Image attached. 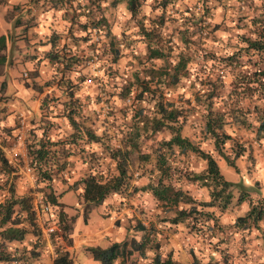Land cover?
Segmentation results:
<instances>
[{
	"label": "rangeland",
	"instance_id": "obj_1",
	"mask_svg": "<svg viewBox=\"0 0 264 264\" xmlns=\"http://www.w3.org/2000/svg\"><path fill=\"white\" fill-rule=\"evenodd\" d=\"M16 1L0 0V34L5 35V45L0 49V55H3V62H0V82L4 81L7 86L4 91L7 99L5 102L15 104L14 107L18 110V114L23 112L29 139L30 134L34 135V133L35 137L40 133L42 136L43 134L44 136L48 135L53 140L58 136L66 137L65 135L77 131H74L73 125L68 122L59 102L60 98H65L63 92L53 83L45 84L48 79L50 81L54 70L48 59L40 55L44 51L42 48H49L50 33L54 27L61 37L68 35L64 31L67 28L72 33L83 35L80 31V24L69 23L70 15L80 11L86 16H91L88 15L90 11H86L85 8L81 10L82 6L79 4L76 10L72 9L77 4L71 0H67L65 4L60 1L55 2L56 0H43L40 5L35 6V13L30 14L28 12L30 0ZM159 1L140 0V5L133 17L129 16L123 0L116 2L93 0V4H97L96 10L99 11L96 14L103 29L107 25L110 32L114 33L116 37L122 36L123 31L137 38L140 23L147 22L148 17L162 13L164 22L159 27V35L162 42L166 43L170 37L175 40L174 43H178L176 30L182 26L180 19L189 14L184 11L186 4L192 5L199 12L203 5L211 6L212 15L209 18H204V22L207 21L208 25L201 29L194 28V33L188 36L191 38V43L186 50L189 54V61L186 63L187 70L180 69L177 73L179 75L177 82H171L169 67L176 61L174 53L178 48H173L171 54L166 58L154 59V64L159 65L166 72L165 74H156L151 80L152 87L156 88L155 94L143 92L141 93L142 99L137 101L133 97L134 91L123 94L120 87L121 85H130L135 91H139L141 87L136 80V74L141 80L144 77L147 78L144 76L143 67L148 66L149 62L145 60L143 43L134 39L130 49L129 46L124 47L125 42L122 40V43L119 44V47L122 48L121 55L115 62L110 63L111 56L109 58V54L103 55L102 53L107 47L104 44L107 40L103 30L102 33L97 29L91 30L88 41L81 40L76 48V53L82 55L83 58L86 51L91 49L93 54L91 59H81L80 68L76 73L85 79L88 76L93 77L95 81L91 84L85 82L86 80L79 83L75 94L80 97L82 112L86 111L88 114L83 113L86 115L84 116L86 120L80 121L77 116L75 121L79 126L90 125L86 126L89 132L97 134V136L89 138L85 132L86 127L80 126L82 136L73 142L64 143L63 147L67 152L66 154L59 152V154H64L70 159L69 169L55 173L50 182V188L44 184H36L35 180L30 183L20 169L12 165L15 169L12 173L14 191L17 195H21L27 190H30L32 194L42 195L44 191L51 190L56 199L61 201V208L64 210L66 218L69 219L70 216H73L72 226L68 233V237L73 242L83 239L87 232L101 229L111 234V238L103 242V246H105L110 241H116L118 238L133 233L131 229L121 228L118 230V234H114L111 231L116 229L117 225L113 222L131 225L139 220L144 226H151L154 229L155 239L159 240L160 245L164 244V248L170 244L171 240L175 242L174 244L178 243L181 247L179 249L183 252L177 253V255L182 260L190 257L187 249L191 247L202 264L220 263L222 257H226L231 264H261L264 261V220L259 223V229L251 227L248 231L246 228L235 229L232 222L236 215L245 213L248 200H255L263 195L264 139L257 137L255 133L257 121L253 113L247 115L245 113L241 118L234 117V120L229 115L231 116L235 110H228L226 107L229 115L225 116L226 122L223 124V128L230 138L220 146L224 153H230L233 156L232 160L235 166L232 167L225 163L214 149L212 137L204 132V106L209 99L205 95H207L208 89L211 90V87L210 84L199 80L202 77L215 79L217 83L215 93H217V97L220 95L222 98H217L218 101L213 102L212 107H223V101L227 102L226 85L232 68L224 67L227 71L224 77L217 76L215 69L223 64L220 57L232 52L242 44L238 41L237 33L245 31L247 35L249 34V28L244 25L242 14L251 13V6L259 0H175L173 4H167L164 9L159 7V3L157 4ZM49 8H51L50 18H54L55 25L53 27L51 23L52 27L45 30L44 26L39 24L41 22L39 16ZM84 17L81 15L80 21H83ZM15 19L17 20L15 21ZM94 19L96 18L94 17ZM38 33L42 34L38 35ZM38 41L45 42L39 44ZM89 42L91 46L88 45ZM14 54L17 56L16 59L13 58ZM209 61H213L211 66ZM109 64L112 65L110 72L114 74L106 77L104 66ZM208 66H210L209 70ZM193 69H196V75ZM24 71L26 76L23 75ZM71 75H75V72L72 71ZM109 91L112 92L109 93ZM160 101L166 105L171 103L172 106L181 110L176 122V125H179V134L186 136L199 148L212 154L226 179L244 185L242 187L244 191L242 203L236 202L237 195L241 193L239 188L232 186L230 188L231 199L223 210L215 205L203 208L197 206V200L207 198V188L199 185L196 180H188L186 173L201 172L205 162L189 150L182 152L178 147L173 146L171 150L173 153L170 154L164 149L162 141L168 139L173 131L167 126L152 130L148 125L150 116L153 114L157 116L156 105ZM243 102H246V98ZM95 123L98 126L94 128ZM144 125L146 127L148 125L147 134L144 132L146 128ZM136 131L138 132L137 136L135 135ZM13 139L14 136L9 139V142ZM29 139L26 142V147L29 144ZM131 139L138 144L137 148L129 147ZM235 151H240V154L234 156ZM121 153L125 155L123 164L129 176L127 188L121 192L109 193L99 204H87L90 205L89 209L83 214L86 201L78 194L82 188L81 178L89 172L100 174L102 180L117 174V160L122 158ZM159 155L164 156L166 164L169 165L170 181L173 186L191 195L194 198V205L203 209L204 217L202 215L197 217L192 226L184 223L172 225L168 220L176 208L186 206L187 203L179 202L177 205L169 206L163 201L156 202L154 200L153 202L152 198L146 197L149 192L140 188L146 182H154L159 175ZM138 199L146 205L141 212L134 209L133 203ZM123 206L124 211H120ZM113 210L115 214L112 213ZM119 212H122V215L119 216ZM46 216L48 217V215L43 217ZM84 216L85 221L83 220ZM35 222L41 232L36 220ZM48 222L55 223L50 220ZM58 232L48 235L40 233L44 242L40 247L39 258L45 264H52L53 234H57L60 244L64 247V240L62 235H58ZM91 235H95V233ZM30 238V234H27L22 241H11L8 243V248L11 251L17 249L16 252L24 246L28 248ZM85 239L88 240L83 241L84 244H92L91 238ZM80 243L82 244V241ZM179 249L176 247V251ZM146 251L145 256L140 258L136 253H132L125 259V264H150L149 260L153 251L150 250L147 253ZM69 252L73 258V250H69ZM160 252L164 254V249L160 248ZM79 257L80 262L76 261L77 264H101L88 254ZM118 261V259L115 260L114 264H119Z\"/></svg>",
	"mask_w": 264,
	"mask_h": 264
},
{
	"label": "trees",
	"instance_id": "obj_2",
	"mask_svg": "<svg viewBox=\"0 0 264 264\" xmlns=\"http://www.w3.org/2000/svg\"><path fill=\"white\" fill-rule=\"evenodd\" d=\"M59 1L65 4L67 0H56L55 2ZM112 1L116 2L120 0ZM174 1L175 0H160L157 4L159 3V7L164 9L167 4H173ZM33 2L40 5L43 0H33ZM71 2H75V4H77L72 8L74 10L78 8L79 4L82 6L81 10H84L85 8L86 11H90L88 15L91 16H86L84 13H80V11L70 15L71 21L69 23L80 24V31L83 35L72 33L67 28L64 31L68 35H65L61 39L60 34L55 30H52L50 33V46L46 50L42 51V55L40 56L47 58L49 63L53 65L54 70L50 81L48 79L45 81V84H49V82L53 83L61 92H63L65 98H60L59 102L64 109L65 117L68 122L73 125L74 131L77 132L69 133L65 135L66 137L56 135L58 137L54 140L49 138L48 135L44 136V134L42 136L39 133L37 137H35V133L34 135L30 134V141L26 149V156L32 168L35 183L44 184L46 187H49L55 173L69 169L71 161L66 155H64L67 152L65 147H63L64 143L73 142L82 136L79 129L80 126H90L85 124L79 126L77 121H75L77 116L81 121L82 119H85L84 116H86L83 115V113L88 114L86 111L82 112L80 97L75 94L76 90L79 88V83L81 81H85V78L82 75H77L76 72L80 68L79 64L81 63V59H91L90 57L93 54V50L91 49L88 52L86 51V54L83 53V58L81 57L82 55H78V53H76V48L81 40L88 41L91 30L97 29L98 31H101V33L103 30V34L107 40L104 44H106L107 47L102 53L103 55L109 54V58L111 56V59L109 60L110 63L115 62L117 57L121 55L122 48L119 47V44L122 43V40L125 42L124 47L129 46L130 49L132 48L131 42L134 39L135 41L140 40V42L143 43L145 48V60L149 62L148 66L143 67L144 76H147V78L144 77L141 80L136 74V80L141 87L139 91H135L130 85H121L120 87L123 94H128L134 91L135 93L133 94V97L138 101L142 99L141 93L143 92L147 91L152 95L155 94L156 88L152 87L151 80L156 74H165L166 70L160 68L159 65L156 66L153 60L166 58L169 54H171L173 48L178 49L174 53L176 61L169 67V69H171L169 74L172 78L171 82H177L179 78L177 73L180 69L187 70L188 68L186 63L189 61V54L186 50L189 48V44L191 43V38L188 36L194 33V28L201 29V27L208 25L207 21L204 22V18H209L212 15L211 6L207 4L203 5L200 12L196 11L192 5L189 6L186 4L184 6V11H187L189 14L187 16L184 15V17L180 19L182 26H179L176 30V40L178 43H174L175 40H172L171 37L166 43L165 41L162 42L159 35V27L164 22L162 13L148 17L147 22H141L137 38H134L130 36L129 33H124L123 31L121 33L122 36L116 37L114 33L110 32L107 25H105V29H103L101 21L99 22L100 19L97 17V11H99L96 10L97 4H93V0H84L83 2L81 0H71ZM123 2L125 3L129 16H135L140 5V0H123ZM251 11V13L242 14L244 25H247L249 28V34L247 35L245 31L237 33L238 41L242 44L232 52L220 57V61L223 62V64L216 68H220L222 70L220 75L217 74L215 69L217 76L224 77L227 72L224 67L227 66L232 68L229 72L230 78L226 85L227 102L223 101V107H212V103L218 101L217 98H222L220 95L217 97V93H215V87L217 84L215 79H207L206 77L199 79L202 82L204 81L206 84H210L211 87V90L208 89L207 95H205V97L207 96L209 99H207L204 106V132L212 137L214 149H216L218 154H220V156L224 159L225 163L232 167L235 166L232 160L233 156L230 155V153H224L220 146L226 139L230 138V135L226 133L223 128V124L226 122L225 116L229 115V112L225 109L226 107L228 110H235L232 112L231 116L229 115V117L234 120V117L241 118V116H244L245 113L246 115L253 113V116L257 121L255 133L257 137H262L264 139V0H259L256 3L254 2L251 6ZM81 15L85 16L83 21H80L79 19ZM94 17L96 19H94ZM16 20L17 19H15V21ZM4 41L5 35L0 34V49L4 47ZM90 44L91 43L89 42L88 45ZM0 62H3V55H0ZM211 62L213 63V61H209L210 66L212 65ZM210 66L207 67L208 70ZM111 69L112 65L110 64L104 66V75L106 77L114 74L113 72H110ZM193 70L196 75V69ZM72 71L75 72V75H71ZM201 75H203V73H201ZM91 79L92 80L90 82H85L88 84L94 83V78L91 77ZM141 83L143 84L142 86ZM5 87H7L5 86V82L1 81L0 264H45L39 258L40 247L43 245L44 241L35 222L34 211L32 208L33 195L30 190L25 191L21 195H17L15 193L13 183L14 176H12L15 169L8 161L4 152V146H7L9 144V139L15 135L18 124V110H16L15 107H12L11 109L8 108L10 107V103H7V101L5 102ZM110 92L112 91H109V93ZM120 96L122 97V95ZM245 98L246 102H243ZM42 100L44 99L42 98ZM156 112L157 116L153 114L149 118V127L154 130L162 126H167L173 131L172 135L168 139L162 141L164 149L170 154L173 153V151H171L173 146L178 147L179 151L182 152L189 150L190 152L197 154L205 162L204 169H202L201 172L186 173V178L188 180H196L199 185H203L207 188V198L197 200V206H201L203 208L204 206L215 205L217 208L223 210L231 199L232 195L230 188L232 186H237L239 188L241 193L237 195L236 202L242 203L244 200V191L242 187L244 185H242V183L226 179L220 171V165L217 163L212 154L199 148L197 144L190 141L186 136L179 134V125H176V122L181 110L172 106L171 103L166 105L160 101L156 105ZM97 126L98 124L95 123L94 128ZM147 127L144 131L145 134L148 133ZM85 130L89 138L97 136V134L90 133L87 127ZM135 135H138L137 131L135 132ZM131 141L132 142L129 144V147L137 148L138 144L132 139ZM158 147L160 148V145H158ZM59 152H64V154L60 155ZM239 154L240 151H235L234 156H238ZM120 156L122 158L117 160V174L111 175L105 180H102L100 174L89 172L86 176L81 178L82 188L78 194L84 199V201H86L83 214L89 209L90 205L87 204H99L109 193L121 192L127 188L129 184V176L127 175L126 167L123 164L125 163V155L121 153ZM158 170L160 173L154 182H146L140 187L143 191L146 190L149 192L146 194V197L152 198L153 202L154 200L156 202L163 201L169 206L177 205L179 202L187 203L186 206H180L174 210V214L168 217L169 222L172 223V225L184 223L185 225L190 224L192 226V224H194L197 220V217L201 215L204 217L202 211L203 209H199L196 205H194V198L182 189L173 186L170 181L171 170L169 165L166 164L165 157L162 155H159L158 158ZM40 197L49 206L48 218L46 220L54 221L56 224L61 225L59 226L60 232H58V235H62L65 244H70L71 239L68 237V233L72 226L71 223L73 221V216H70L69 219L66 218L65 212L61 208V201L56 199V196L51 190L44 191ZM133 204L134 209H137L139 212H141L142 208H145L146 206L140 199L135 200ZM83 220L85 221V216L83 217ZM262 220H264V192L261 197H258L255 200L247 201L245 213L236 215L232 222V226H234L235 229L246 228L247 231L250 230L251 227L259 229V223ZM132 225L135 230L142 232V235L139 238L133 236L124 237L122 240L113 241L105 247H101L99 245H89L84 247V251L91 258L98 260L101 264H114L117 259L119 260V264H125V259L132 253H136L138 256L143 257L145 256V251L149 249L153 251L151 259L149 260L150 264H183L178 259L173 257L170 251L164 254L160 252V242L155 239L154 229L151 226L146 228L139 220L135 221ZM206 228L209 229L207 226ZM27 234H30L31 236L28 240L30 242V246L28 248L24 246L18 252H16L17 249L11 251L8 248L9 242L22 241ZM56 235L57 234H53L52 238L54 240V253L51 259L52 264H74L69 250L60 244ZM187 251L190 255L189 258L191 259V264H202L196 257L191 247H189ZM213 264L231 263L228 259H226V257H222L220 263L213 262ZM261 264H264V261H262Z\"/></svg>",
	"mask_w": 264,
	"mask_h": 264
},
{
	"label": "built area",
	"instance_id": "obj_3",
	"mask_svg": "<svg viewBox=\"0 0 264 264\" xmlns=\"http://www.w3.org/2000/svg\"><path fill=\"white\" fill-rule=\"evenodd\" d=\"M89 62H91V60H89ZM216 72L220 75L222 70L218 68L216 69ZM23 75L26 76L25 71L23 72ZM85 80L90 82L92 79L90 76H88ZM28 135L29 133L26 126L25 116L23 112H20L18 114V125L14 139L10 141L7 146H4V152L10 164L19 168L21 173L25 175L26 179L31 183L34 182V176L26 156V142H28L29 139ZM32 195V208L34 211V217L41 232L45 235H48L60 231L58 224L48 222L46 220L48 218L47 216L43 217L44 215H48V204L41 199L40 195H37L36 193H33Z\"/></svg>",
	"mask_w": 264,
	"mask_h": 264
},
{
	"label": "crops",
	"instance_id": "obj_4",
	"mask_svg": "<svg viewBox=\"0 0 264 264\" xmlns=\"http://www.w3.org/2000/svg\"><path fill=\"white\" fill-rule=\"evenodd\" d=\"M9 2H10V0H8ZM14 2H17L16 0H14ZM40 2V1H39ZM29 5L28 6H30V9L28 10V12H30V14H33V13H35V11H36V9H35V6L37 5V4H35V2H33V0H30V3H28ZM34 6V7H33ZM49 7V5L47 6V8ZM50 9L51 8H49V9H47V10H45L44 12V14H42L41 16H39V19H40V21L41 22H39V24H42L43 26H44V29L46 30H48L50 27H52V25H53V27H54V25H55V20H54V18L52 17V18H50V16H51V11H50ZM38 23V22H37ZM51 23H52V25H51ZM34 26V25H33ZM32 27V26H31ZM53 30H55V31H57V29L54 27V29ZM37 31V30H36ZM42 33H38V35H41ZM61 39H62V37H61ZM37 40H38V37H37ZM45 41H38V43L39 44H41V43H44ZM40 47H42L41 45H40ZM38 48V47H37ZM43 50H46L47 49V47L46 48H42ZM16 57L17 56H15V54L13 55V58H15L16 59ZM39 57V56H38ZM10 105V107H8V108H12V107H14V105L15 104H9ZM10 119V118H9ZM124 206L120 209V211H124ZM112 213L113 214H115V211L113 210L112 211ZM120 215H122V212H119V216ZM126 218V217H125ZM121 219H123V217L121 216ZM113 220H114V218H113ZM114 224H116L117 225V228L116 229H113L111 232H114V234H118V230H121V228H126V229H131L132 231H133V233L132 234H129V235H127V236H123L122 238H118V240H116V241H120V240H122L124 237L126 238V237H130V236H133V237H136V238H139L141 235H142V232H140V231H138V230H135L134 228H133V225L131 224V225H125V224H123V223H121V224H117L116 222H113ZM145 227L146 228H149L150 226H146L145 225ZM148 230V229H147ZM93 233H95V235H91V234H93ZM138 233V234H137ZM148 233V232H147ZM91 235V236H90ZM85 238H91L90 240H92L93 242H92V244H84L83 243V241H86V240H88V239H85ZM111 238V234L110 233H108V232H105V231H103V230H95V231H93V232H87V233H85V237L83 238V239H78L77 241H75V242H73V240L71 239V243L70 244H65L64 243V247L66 248V249H68V250H73V261H74V264H77V262L76 261H78V262H80V260H78V259H80V255L81 256H86V252L84 251V247L85 246H89V245H99V246H101V247H105V246H107L109 243H111V241L109 242V240H108V244L107 245H105V246H103V242L106 240V239H110ZM85 239V240H84ZM175 239V238H174ZM82 241V244L80 243ZM159 241V240H158ZM113 242V241H112ZM177 242V241H176ZM175 242L173 241V240H171V242H170V244L169 245H167L165 248H164V244H162V245H160V248H163L164 249V253H166V252H168V251H170L171 253H172V255H173V257H175L176 259H178L180 262H182L183 264H191V259L190 258H187L186 260H182L178 255H177V253L178 254H180V252H183L181 249H179V248H181L180 246H179V244L177 243V244H174ZM176 247H178V249H179V251H176ZM150 251V249L149 250H147L146 251V253L147 252H149ZM138 258H140V256H138Z\"/></svg>",
	"mask_w": 264,
	"mask_h": 264
}]
</instances>
